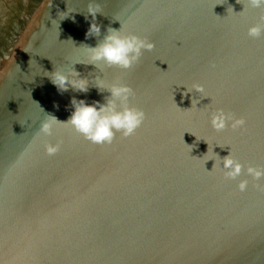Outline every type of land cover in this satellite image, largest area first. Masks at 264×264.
Masks as SVG:
<instances>
[{"label":"water","instance_id":"1","mask_svg":"<svg viewBox=\"0 0 264 264\" xmlns=\"http://www.w3.org/2000/svg\"><path fill=\"white\" fill-rule=\"evenodd\" d=\"M240 2L0 0V264H264V178L247 175L264 166V36L248 35L264 8ZM109 27L156 46L129 69L87 64ZM55 68L88 91H60ZM113 82L147 114L135 134L100 145L70 124L40 132L48 114L70 118L73 97L106 103L97 84ZM217 108L246 125L217 132ZM231 152L245 166L235 180Z\"/></svg>","mask_w":264,"mask_h":264},{"label":"clouds","instance_id":"2","mask_svg":"<svg viewBox=\"0 0 264 264\" xmlns=\"http://www.w3.org/2000/svg\"><path fill=\"white\" fill-rule=\"evenodd\" d=\"M241 3L240 0H237ZM253 8H264V0H249ZM245 10V8H244ZM239 12V13H243ZM89 13L95 17L96 11L93 6H89ZM101 26L93 22L89 28L88 35H100ZM248 35L252 38L264 36V16L260 21L248 28ZM87 54L89 62L98 67L104 64L108 67H119L121 69L132 68L136 64L144 50L151 51L155 48V41L148 37H141L136 33H122V27L119 29L109 27L107 34L100 40L96 46L87 45ZM211 67H215L213 63ZM51 81L60 91H67L69 85L74 90L87 92L88 82L86 78H80V73L74 68L72 73L65 72L62 68H55L49 74ZM100 80V77H97ZM101 91L108 90L111 95L106 98V103L94 102L87 103L85 100L72 99L74 111L67 121H61L56 116L48 114L50 119H45L41 123L40 132L51 136L54 126L58 123L70 124L76 132L84 136L85 139L93 144H112L116 134L120 133L123 137H129L135 134L147 118L143 108L131 103V98L135 96V90L131 85L122 82H113L108 86L102 87L97 84ZM192 89L203 93L205 86L201 83H193ZM191 92V90H188ZM198 103V102H197ZM197 105V104H196ZM193 107V102H192ZM191 107V108H192ZM230 126L233 130L243 128L247 121L243 116L237 117L234 113L226 112L223 108H217L212 112L211 124L217 131H223ZM63 144L62 140L52 143L51 141L45 146L48 155H55L60 151ZM208 154V153H207ZM206 154V155H207ZM217 156H219L217 154ZM216 161V160H215ZM223 174L226 179L235 180L244 172V164L232 152L223 157ZM217 166V162L214 167ZM247 175L255 180L264 178V166L249 164ZM248 179H242L239 182V190L244 192L248 187ZM260 187V185H257Z\"/></svg>","mask_w":264,"mask_h":264}]
</instances>
